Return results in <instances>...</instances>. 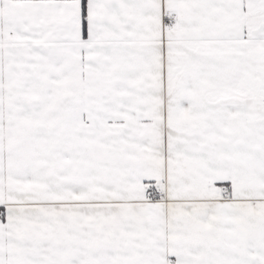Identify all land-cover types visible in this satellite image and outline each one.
Segmentation results:
<instances>
[{"label": "crops", "instance_id": "crops-1", "mask_svg": "<svg viewBox=\"0 0 264 264\" xmlns=\"http://www.w3.org/2000/svg\"><path fill=\"white\" fill-rule=\"evenodd\" d=\"M85 2L0 0V264H264V0Z\"/></svg>", "mask_w": 264, "mask_h": 264}, {"label": "rangeland", "instance_id": "rangeland-1", "mask_svg": "<svg viewBox=\"0 0 264 264\" xmlns=\"http://www.w3.org/2000/svg\"><path fill=\"white\" fill-rule=\"evenodd\" d=\"M248 81V80H247ZM249 82V81H248ZM250 82H252V79L250 80ZM251 85V84H250ZM250 90L253 92V93H255L256 95H257V93H256V89L251 85V87H250ZM261 91L264 93V84H262V86H261ZM258 98H260L261 96H257ZM263 100H264V98H263Z\"/></svg>", "mask_w": 264, "mask_h": 264}, {"label": "trees", "instance_id": "trees-1", "mask_svg": "<svg viewBox=\"0 0 264 264\" xmlns=\"http://www.w3.org/2000/svg\"><path fill=\"white\" fill-rule=\"evenodd\" d=\"M83 10H84V13H85V15H86V2H85V0H83ZM170 126H176V124L174 125V124H169ZM178 127V126H177ZM175 128V127H174ZM2 216V215H1Z\"/></svg>", "mask_w": 264, "mask_h": 264}, {"label": "flooded vegetation", "instance_id": "flooded-vegetation-1", "mask_svg": "<svg viewBox=\"0 0 264 264\" xmlns=\"http://www.w3.org/2000/svg\"><path fill=\"white\" fill-rule=\"evenodd\" d=\"M228 194H230V191H228Z\"/></svg>", "mask_w": 264, "mask_h": 264}]
</instances>
